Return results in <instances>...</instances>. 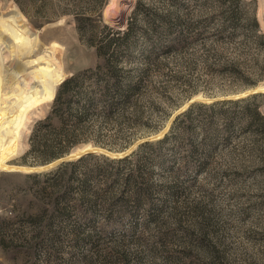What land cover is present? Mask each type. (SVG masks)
I'll list each match as a JSON object with an SVG mask.
<instances>
[{
    "label": "rangeland",
    "instance_id": "374dc122",
    "mask_svg": "<svg viewBox=\"0 0 264 264\" xmlns=\"http://www.w3.org/2000/svg\"><path fill=\"white\" fill-rule=\"evenodd\" d=\"M100 1L0 0L1 15L20 13L44 46H62L65 81L80 77L61 104L65 81L52 103L32 111L9 165L40 169L87 145L111 153H93L108 159L136 153L121 177L131 170L137 184L121 195L125 203L109 207L103 199L93 207L91 194L119 195L122 183L91 182L84 203L79 190H68V176L50 175L60 183L47 192V177H30L59 165L0 170V264H264V162L251 149L257 137L242 131L238 107L230 131L221 114L209 125L212 112L200 107L264 82V0L239 5L235 23L218 0H107L98 18ZM76 15L93 16L85 32ZM110 28L119 40L100 55ZM262 95L256 103L264 114ZM166 134L164 144L137 151ZM96 169L107 162L96 157L68 171L80 177Z\"/></svg>",
    "mask_w": 264,
    "mask_h": 264
},
{
    "label": "bare ground",
    "instance_id": "6f19581e",
    "mask_svg": "<svg viewBox=\"0 0 264 264\" xmlns=\"http://www.w3.org/2000/svg\"><path fill=\"white\" fill-rule=\"evenodd\" d=\"M61 49L62 46L56 42H52L48 47L44 46L38 34L32 32L25 24L20 13L14 12L8 16L0 14V170L2 171L37 173L53 168L64 159L40 169L9 165L10 160L19 155L23 149L24 132L27 130L32 111L52 103L58 86L66 80L67 73L58 57ZM11 58L14 61L8 62ZM252 91L247 95L237 96L236 99L263 94L264 82ZM91 150L86 145L77 154L67 156V159L76 160L89 153H101L107 156L111 154L103 150L101 152Z\"/></svg>",
    "mask_w": 264,
    "mask_h": 264
},
{
    "label": "trees",
    "instance_id": "16d2710c",
    "mask_svg": "<svg viewBox=\"0 0 264 264\" xmlns=\"http://www.w3.org/2000/svg\"><path fill=\"white\" fill-rule=\"evenodd\" d=\"M107 0H101L100 1V6H99V13H101L104 5L106 4ZM219 5H224L227 6L228 10L227 11V19L232 21V22H237L240 17H239V13L237 12V8L239 5H247L249 4L248 1L246 0H218ZM141 5H139L137 8L139 9ZM217 13V11H216ZM222 12H219L217 14H221ZM82 14V13H80ZM98 18H101V15H97ZM93 16H85V15H76V21L78 23V30L80 32H85L86 31V24H90L93 22ZM215 17H211L210 20H212ZM249 26L252 27V31L254 32L255 30H257L258 28V23L255 20V18L253 19H249ZM93 28L95 29V26H93ZM107 30V27L105 28ZM111 34H107V36L105 37V39L109 38L106 42V45L103 46V48H98V53L104 54V52H107V50L110 48L111 43L118 41L119 37H117V39L115 38V36H120V32H116L114 33V30L112 28H110ZM90 31H93V29H91ZM131 31V24L128 27L127 32H124L123 35H128L129 32ZM110 35H113L112 38H110ZM259 40L264 42V35H261L258 37ZM90 45H94L92 44V42H90ZM95 46V45H94ZM104 49V50H103ZM112 74L118 73L119 71H116L115 69L110 70ZM79 76L71 78L67 81H65L59 91H58V95L56 97V104H61V100L64 97V95H66L69 90H70V86L74 88L78 87L75 86L74 84H76L79 80ZM255 88V87H254ZM131 90H136V88H133ZM263 97L262 94H254V95H250V97L244 98V99H239V100H227V101H220V102H215V103H210L207 105V103H204L206 105L200 104L201 108H206L207 110H209L210 112H212V115H210V122L209 125H213V116L221 114L222 116H224L225 118V127L227 129V131H230L231 126H232V121L234 120V118L231 117L232 114H234V112H231V109L233 108H239L241 109V122L243 123L241 126L242 131L245 132H252L253 135H256L257 138H255L253 140V142H251V149L255 150L258 152L259 157L261 158V160L264 162V114L259 110V104H257V99ZM67 104H69V102H66ZM195 107L194 105H192L188 110H186L183 114H181L179 117H177L173 123V126L171 128L170 134L174 132L175 127L177 126V124H179V122H181V118H189L191 116V111L192 108ZM56 111H59L56 110ZM189 129V127H187ZM169 139V134H166L165 137L163 138V140L157 141V142H147L144 143L142 145L139 146L138 150H144L147 148H154V146H160L162 144H164L167 140ZM229 139H227V141H229ZM80 152V151H78ZM77 152V153H78ZM76 153V154H77ZM136 155V153L131 154L130 156H127L125 158L122 159H108L105 158L104 156H96L93 154H88L86 156H83L82 158L78 159L77 161H71V162H66V163H62L61 165H59L56 170L49 172V173H45V174H40V175H33L30 177L33 178H37L39 176H43L44 178L47 177V179L44 181V187L43 190L44 191H48L50 188H54L56 187V185L58 186L60 181L57 182L55 180L54 177H50V175H55L58 176V178L60 177L62 179H64V176L67 177V181H65V184L68 186L67 187L68 190L70 192H72L73 190H79L82 193L81 196V201L82 202H86L87 201V197L88 194L91 191V186L90 183L91 182H95V184H98L100 182L103 183H107L108 181H111L115 184L117 183H122L123 186V190L120 191V194H111L109 193L110 191L107 189H103L100 190L101 194H99L100 192H94L93 194H91V198L93 199L92 202V206L96 207L97 201L99 200H105L107 201V205H109V207L114 206L116 204H118L120 201L125 203V199L122 198L121 195H123V192L126 191L127 188H130L132 185L134 186V184H137V182H135V178L131 175V170H129L128 172H126V176L121 177V174L123 173V170L121 166L123 165H128L130 164L129 159L134 157ZM60 156V155H59ZM96 157L102 158L104 159V161L107 162V169H96L93 171H87V172H83L81 174L80 177H77L74 175V172H69L68 169H74L77 166L83 164L86 161H90L92 159H95ZM62 159V158H60ZM59 160V159H58ZM50 164V163H49ZM48 166V165H47ZM111 166H113V168H110ZM120 167V168H119ZM126 167V166H125ZM111 169V171H110ZM67 170V172H66ZM63 177V178H62ZM66 179V178H65ZM64 181V180H63ZM62 181V182H63ZM72 182V184L77 183L78 187L74 188L70 185V183ZM66 188V187H65ZM132 188V187H131ZM134 188V187H133Z\"/></svg>",
    "mask_w": 264,
    "mask_h": 264
},
{
    "label": "water",
    "instance_id": "95a60500",
    "mask_svg": "<svg viewBox=\"0 0 264 264\" xmlns=\"http://www.w3.org/2000/svg\"><path fill=\"white\" fill-rule=\"evenodd\" d=\"M115 25H116V27H118V28H121V27H122V23H121L120 21H116V22H115ZM64 81H65V80H64ZM64 81H63V82H64ZM63 82H62V83H63ZM62 83H61V84H62ZM61 84H60V85H61ZM218 99H219V98H216L215 101H216V102H217V101H221V100H218ZM222 100H233V99H222ZM236 100H237V99H236ZM215 101H213L212 103H214ZM193 103H194V102H193ZM191 104H192V103H191ZM89 154H91V153H89ZM87 155H88V154H87ZM102 155H104V154H102ZM67 156H68V155H67ZM67 156L64 157V159L61 160V162H60L59 164H57V165H60V164H62V163H66V162H71V161H73V160L67 159ZM84 156H85V155H84ZM82 157H83V156H82ZM57 165H56V166H57Z\"/></svg>",
    "mask_w": 264,
    "mask_h": 264
}]
</instances>
